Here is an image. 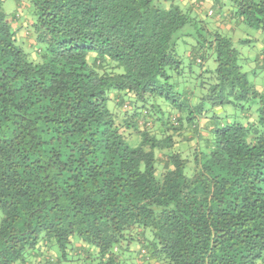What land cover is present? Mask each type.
Instances as JSON below:
<instances>
[{"label": "trees", "instance_id": "16d2710c", "mask_svg": "<svg viewBox=\"0 0 264 264\" xmlns=\"http://www.w3.org/2000/svg\"><path fill=\"white\" fill-rule=\"evenodd\" d=\"M14 1L0 264H264V0Z\"/></svg>", "mask_w": 264, "mask_h": 264}, {"label": "rangeland", "instance_id": "374dc122", "mask_svg": "<svg viewBox=\"0 0 264 264\" xmlns=\"http://www.w3.org/2000/svg\"><path fill=\"white\" fill-rule=\"evenodd\" d=\"M17 7V4L14 0H5L3 4V8L6 12H12ZM261 44L258 43V41L254 44V48H259ZM243 50L248 51L250 49H253L252 47H242ZM253 56V55H252ZM248 79L249 82L255 86L257 89L262 90L264 89V75L261 73L256 72H250L248 71Z\"/></svg>", "mask_w": 264, "mask_h": 264}]
</instances>
